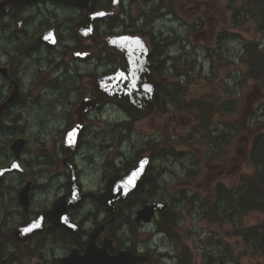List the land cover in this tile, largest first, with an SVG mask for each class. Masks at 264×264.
I'll use <instances>...</instances> for the list:
<instances>
[{"label": "flooded vegetation", "instance_id": "1", "mask_svg": "<svg viewBox=\"0 0 264 264\" xmlns=\"http://www.w3.org/2000/svg\"><path fill=\"white\" fill-rule=\"evenodd\" d=\"M216 1L89 0L82 7L61 0H0V264H64L61 260L74 251L85 253L93 233L97 247L109 243L106 250L111 255L131 250L146 257L134 264H157L156 255L161 261L198 264L191 263L188 251L184 263L178 249L186 241L180 233L163 230L165 210H155L149 220H137L144 206L166 201L163 152L153 143L158 139L154 137L152 146L142 152L135 145L123 147L131 140L132 126L152 121L153 115L134 122L111 101L86 109L81 120L76 110L83 98L91 96L89 82L106 79L119 67L118 56L104 41L127 35L143 37L149 44L147 60L154 64L155 99L160 102L154 103L162 109L166 63L184 59L189 43L167 26L158 29L156 23L186 24L180 15L197 16L189 28L198 36L190 43L192 49L215 59L227 53V34L218 20L210 17L207 22L200 16L219 12ZM236 1L241 4L233 7L242 9V0ZM203 36L211 41L204 43ZM38 121L41 125L36 127ZM156 121L155 133L161 126L159 117ZM77 122L72 146L67 142L73 141L69 133ZM142 156L147 169L141 185L124 194L122 184L108 189L110 177L135 169ZM185 157L181 154L179 160ZM192 158L190 165L197 160ZM198 196L178 192L174 204L184 207L189 199L200 208L197 203L202 201L205 208L208 205L207 215L227 205L221 188L204 200H196ZM211 199V205L205 202ZM47 212L50 217H43L40 229L31 232V222ZM180 219L174 211V229ZM165 245L174 254L163 253ZM209 256L204 264H212Z\"/></svg>", "mask_w": 264, "mask_h": 264}, {"label": "rangeland", "instance_id": "2", "mask_svg": "<svg viewBox=\"0 0 264 264\" xmlns=\"http://www.w3.org/2000/svg\"><path fill=\"white\" fill-rule=\"evenodd\" d=\"M215 4L221 8L219 12L210 11L200 16L205 17L207 22L210 17L218 20L222 25L218 27L223 28L227 34V53L215 59L211 56L206 58L198 50L194 53L192 49L193 44L190 43L197 42L195 36H198L191 34L189 28L193 20L198 19L197 16L190 18L180 15L186 24L181 20L156 23L158 29L166 30L167 26L170 32L180 34L189 43V50L181 61L166 63L163 88L166 95L169 90L173 91L170 96L173 98L167 97L162 109L153 113L152 121L133 125L131 140L123 144V147L126 149L131 146L134 149L135 145L136 150L142 152L152 146L149 142L154 137L158 139L153 143L163 152L162 163L165 169L162 196L168 201L170 210L178 211V217L181 218L175 229L172 225L169 231L164 222L162 228L180 233L181 239L186 241L185 246L178 249L180 256H188L190 252L191 263L198 261V264H204V259L209 255L213 260L212 264H222V261H225L223 264H264V257L246 247L242 239L236 236L238 218L230 217L233 212L231 203L218 213L210 215L206 214L208 205L205 208L202 201L197 203L200 208L189 199L184 207L180 203L177 206L174 204L178 192L199 194L196 200H204L203 196L219 188L224 194H229L232 203L236 202L238 190L243 191L244 175L252 171L248 160V149L252 141L250 138L256 133L264 134V87L261 81L244 74L249 69L245 63L246 44L254 41L264 50L262 16L257 15L260 8L247 4L251 12L248 10L245 13L243 8L239 23L238 17L234 16L237 8L233 6H238L241 2L237 4L236 0H217ZM172 29L174 30L171 31ZM172 39L169 37L168 41ZM201 40L206 44L211 41L204 36ZM213 47L214 45L211 48ZM167 52H170V48L164 49V55ZM228 55L231 56L227 57ZM221 103H228L232 108L222 110L219 115L214 110ZM205 109H209L210 113ZM202 110L206 111L205 118L201 117ZM156 117H159L161 126L155 136ZM38 122H34L36 127L41 125ZM181 154L186 156L182 161L179 160ZM192 157L197 160L190 165V160H194ZM205 202L211 205L212 199ZM239 219L241 227L250 226L262 221L263 214L252 211ZM162 252L174 254L169 245H165ZM176 262L173 258H163L161 261V256L156 255L153 263Z\"/></svg>", "mask_w": 264, "mask_h": 264}, {"label": "water", "instance_id": "3", "mask_svg": "<svg viewBox=\"0 0 264 264\" xmlns=\"http://www.w3.org/2000/svg\"><path fill=\"white\" fill-rule=\"evenodd\" d=\"M70 2L79 6H87L89 0H61ZM101 12L95 14L100 16ZM107 49L113 51L119 58V67L117 71L104 80H94L90 82L92 98H84L77 108V113L81 115L83 111L89 107L110 99L120 104L126 109L128 114L134 120H143L152 113L154 106L152 97L156 78L153 74L154 64L147 61L149 55V45L145 40L138 36H119L109 38L104 41ZM80 120V117H78ZM80 123V122H79ZM79 129L78 122L71 128L70 135L73 136V141L67 142L74 146L76 131ZM73 133V134H72ZM147 168V160H140L138 166L128 171L123 176H112L108 181V189L111 186L122 184L123 194L134 190L138 185H141L145 179ZM137 178V180H135ZM131 180V182H130ZM120 182V183H119ZM106 197V196H105ZM121 199L120 197H116ZM65 198H62V200ZM61 201V200H60ZM109 209L108 202H105ZM167 208V202L157 201L150 205L144 206L138 211L137 220H149L155 210H164ZM43 217H50V212L40 216L34 222H31V232L40 229V224ZM29 228L27 227V230ZM95 233L89 238V243L86 246L85 253L80 255L74 251L69 257L61 260L64 264H134L135 262L146 259L141 255H135L130 250L118 251L117 254L111 255L107 252V244L102 247H97L95 244Z\"/></svg>", "mask_w": 264, "mask_h": 264}, {"label": "trees", "instance_id": "4", "mask_svg": "<svg viewBox=\"0 0 264 264\" xmlns=\"http://www.w3.org/2000/svg\"><path fill=\"white\" fill-rule=\"evenodd\" d=\"M244 3L253 5L255 8H257L256 6L260 8V12L257 15L260 17L262 16L261 19L263 23H261V28H263L264 0H244ZM248 10L251 12V9H249L248 6H245L244 12L246 13ZM257 44L256 42L251 41L245 46V63L248 65L249 69L244 71V74L261 81L260 83H262V86L264 87V50H261ZM176 91H178V89H176ZM171 95H173V91L171 90H169L167 95L163 92V102L167 101V97H170ZM172 98L173 97H170L169 99ZM229 108H231V106L227 103L225 107L220 106L219 108H216L214 112L217 110L218 113H220L222 110L226 111ZM202 111L201 117L203 118H205L204 113L206 114V111L208 114L210 113L209 109ZM250 139H252V141L251 146L248 149V160L252 171L250 174L244 175V180H242L243 191L238 190V200L232 203L229 198V194L227 195L226 199L227 204L231 203L233 206V212L230 214V217L234 218L236 216L238 218V224L236 225L235 233H241L243 243L246 245V247L252 248L254 251L259 252L260 255L264 257V134L256 133V135H253ZM252 211H258L262 213V221L250 226L245 225L241 227V220L239 218L249 214ZM164 214L166 216L164 223L168 226L170 231V227L173 225L171 220L173 215L172 211L165 210ZM164 229L167 228L164 227ZM183 258L185 259V262H187L188 256L183 255Z\"/></svg>", "mask_w": 264, "mask_h": 264}, {"label": "bare ground", "instance_id": "5", "mask_svg": "<svg viewBox=\"0 0 264 264\" xmlns=\"http://www.w3.org/2000/svg\"><path fill=\"white\" fill-rule=\"evenodd\" d=\"M155 19H156V18H155ZM149 22H150V21H149ZM152 23H153V21H152ZM154 23H155V22H154ZM154 23H153V24H154ZM154 26H155V25H154ZM152 32H155V31H152ZM159 35H160V34H159ZM155 38H156V36H155ZM155 40H156V39H155ZM158 40H159V39H158ZM160 43H161V42H160ZM158 44H159V43H158ZM161 45H162V44H161ZM161 45H160V46H161ZM183 55H184V54H183ZM167 60H168V59H167ZM170 60H171V59H170ZM175 61H176V60H175ZM132 169H133V168H132ZM153 187H154V186H153ZM167 202H168V201H167Z\"/></svg>", "mask_w": 264, "mask_h": 264}]
</instances>
